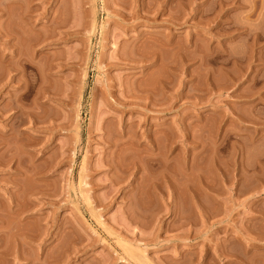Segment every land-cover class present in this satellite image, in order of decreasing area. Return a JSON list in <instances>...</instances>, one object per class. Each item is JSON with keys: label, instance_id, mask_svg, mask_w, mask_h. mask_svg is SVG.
<instances>
[{"label": "rangeland", "instance_id": "374dc122", "mask_svg": "<svg viewBox=\"0 0 264 264\" xmlns=\"http://www.w3.org/2000/svg\"><path fill=\"white\" fill-rule=\"evenodd\" d=\"M0 51V264H264V0H0Z\"/></svg>", "mask_w": 264, "mask_h": 264}, {"label": "bare ground", "instance_id": "6f19581e", "mask_svg": "<svg viewBox=\"0 0 264 264\" xmlns=\"http://www.w3.org/2000/svg\"><path fill=\"white\" fill-rule=\"evenodd\" d=\"M4 44V43H3ZM1 52V51H0ZM18 52H16V51H14L13 50V52H11L10 54H11V56L13 55V54H16V56H18V58H17V61H19L20 60V58H19V54H17ZM0 55H1V53H0ZM2 56V55H1ZM14 56V55H13ZM15 57V56H14ZM3 59V58H2ZM2 60L0 59V62H1ZM16 61V63L18 64L19 62H17ZM3 62V61H2ZM8 62V61H7ZM4 64V63H3ZM16 64V65H17ZM20 64V63H19ZM7 65H8V63H7ZM10 65V64H9ZM14 65V64H13ZM4 65H2L1 64V67H0V69L1 68H3L4 69V67H5V71H2V72H0V88L1 87H3V86H5V85H7L11 80H15L16 81V79L18 80L19 78H16L17 77V75L15 76V73H13V72H11L12 70H14L15 68H12L11 67V65H10V67H6V66H4ZM14 81V82H15ZM18 82V81H17ZM15 101H17V99L15 98ZM17 106V105H16ZM11 116H14V115H11ZM17 119V118H16ZM15 119V120H16ZM160 132V131H159ZM126 134V133H125ZM155 140H156V138H155ZM172 140V139H171ZM149 141V140H148ZM170 142V141H169ZM173 141H171L170 142V144L172 143ZM124 143V142H123ZM131 143V142H130ZM149 143V142H148ZM151 143V142H150ZM118 144H119V142H118ZM117 144V145H118ZM125 144V143H124ZM127 144V143H126ZM122 145V144H121ZM129 145V144H128ZM132 145V144H131ZM171 146V145H170ZM122 147H124V146H122ZM125 147H127V146H125ZM124 147V148H125ZM129 147V146H128ZM128 147H127V151H128ZM131 147V146H130ZM131 149V148H130ZM122 150H124V149H122ZM128 153V152H127ZM157 160V159H156ZM159 161V160H158ZM158 161H157V163H158ZM108 162H110V161H108ZM160 163V162H159ZM164 163H166V162H164ZM111 165V164H110ZM120 165V164H119ZM120 168V167H119ZM122 170H124V168L122 169Z\"/></svg>", "mask_w": 264, "mask_h": 264}]
</instances>
